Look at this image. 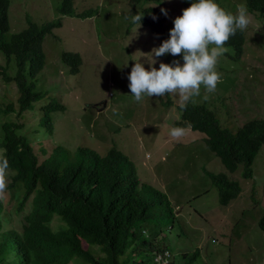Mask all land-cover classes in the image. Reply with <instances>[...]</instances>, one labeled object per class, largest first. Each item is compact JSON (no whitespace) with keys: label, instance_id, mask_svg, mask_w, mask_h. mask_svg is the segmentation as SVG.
Here are the masks:
<instances>
[{"label":"rangeland","instance_id":"1","mask_svg":"<svg viewBox=\"0 0 264 264\" xmlns=\"http://www.w3.org/2000/svg\"><path fill=\"white\" fill-rule=\"evenodd\" d=\"M217 2L233 13L237 5L246 7L245 0ZM62 3L11 0L9 10L10 34L27 29L28 20L39 26L58 19L63 22L45 37V67L30 79L44 95L39 105L60 103L65 107L52 114L54 135L42 139L41 144L49 153L59 147L106 157L114 148L129 158L142 183L171 201L176 219L172 221L162 209L147 230L152 241L158 235L159 247L170 251L175 264H264V231L259 227L264 217V146L252 166V179L244 178L243 164L230 173L206 146L204 134L184 125L180 107L188 102L204 105L233 132L252 120L264 119L261 14L248 11L250 23L244 30L246 44L241 59H235L232 48L219 57L216 70L220 80L214 91L208 92L202 85L199 95L188 101H181L176 93H166L162 97L144 96L136 102L127 79L132 65L141 61L148 68L152 58L158 67L164 60L151 57L152 49L158 46L151 30L142 23L140 27L132 25L130 17L134 12L143 15L146 7L155 4L134 7V0H75L76 15L62 16ZM157 6L167 9V23L172 25L184 9L182 0H164ZM90 10H94L90 17H78ZM64 53L82 57L77 74L63 62ZM4 64L0 53V65ZM6 96L16 103L17 86L0 81V103ZM27 120L35 123L33 113ZM174 126L184 127L185 134L171 137L169 130ZM37 144L40 146L39 141ZM222 173L241 186L239 197L228 206L220 203L213 179ZM3 178L4 184L9 182ZM150 257L154 258L152 253Z\"/></svg>","mask_w":264,"mask_h":264},{"label":"trees","instance_id":"2","mask_svg":"<svg viewBox=\"0 0 264 264\" xmlns=\"http://www.w3.org/2000/svg\"><path fill=\"white\" fill-rule=\"evenodd\" d=\"M74 1L63 0L62 16H73ZM142 3L155 4L144 9L141 23L159 46L173 25L157 6L160 0H134L132 5ZM182 5L190 6L188 0H182ZM245 5L249 12L260 13L264 22V0H245ZM10 6L11 0H0V53L5 59L0 81L15 84L19 96L16 103L7 96L0 103V157L8 160L0 177L9 180L5 181L7 188L0 190V264H160L157 256L170 251L159 247L158 235L154 241L149 239L147 229L162 209L172 221L176 219L170 199L143 184L133 162L117 149L101 157L93 151L59 147L49 153L41 144L54 135L52 114L65 107L39 105L44 95L30 79L45 67V37L63 22L58 19L39 26L28 20L27 29L10 34ZM93 12L78 17H90ZM245 44V32L238 30L225 47L234 49L235 59L240 60ZM178 56L158 58L170 63ZM62 60L73 74L78 73L80 54L64 53ZM184 105V125L204 134L206 146L227 171L235 173L243 164L244 178L252 179V166L264 146V119L252 120L233 132L210 108L190 102ZM29 113H33L34 124L28 123ZM213 179L223 206L239 197L238 182L223 173ZM259 227L264 231V217ZM170 264L175 263L171 260Z\"/></svg>","mask_w":264,"mask_h":264},{"label":"clouds","instance_id":"3","mask_svg":"<svg viewBox=\"0 0 264 264\" xmlns=\"http://www.w3.org/2000/svg\"><path fill=\"white\" fill-rule=\"evenodd\" d=\"M190 6L182 9L181 14L173 19L169 36L158 47L152 49L151 57L170 54L179 59L170 63L149 61L148 68L144 63L135 62L128 73V88L134 101H142L144 96L162 97L166 93L178 94L181 101H188L200 93L203 87L208 92L215 90L220 80L216 70L219 57L226 51V41L237 31H244L250 23L249 13L245 6L237 5L236 11H226L217 0H188ZM163 3V0H160ZM167 16V9L161 8ZM143 15L136 13L130 17L132 25H139ZM154 20L156 16L152 17ZM182 61V62H181ZM184 103L180 104L183 108ZM185 128L174 126L169 135L182 137ZM8 168L7 158L0 157V174ZM5 187L0 177V190ZM159 260V257L157 258Z\"/></svg>","mask_w":264,"mask_h":264},{"label":"built area","instance_id":"4","mask_svg":"<svg viewBox=\"0 0 264 264\" xmlns=\"http://www.w3.org/2000/svg\"><path fill=\"white\" fill-rule=\"evenodd\" d=\"M160 257L158 260L157 258ZM156 261L159 262L160 264H170L171 262V254L169 252H166L163 255L157 256Z\"/></svg>","mask_w":264,"mask_h":264}]
</instances>
